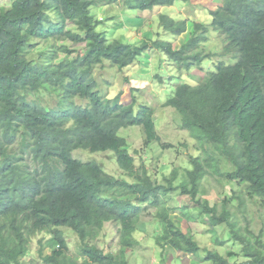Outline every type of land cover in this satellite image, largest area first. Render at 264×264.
Masks as SVG:
<instances>
[{
  "label": "trees",
  "instance_id": "obj_1",
  "mask_svg": "<svg viewBox=\"0 0 264 264\" xmlns=\"http://www.w3.org/2000/svg\"><path fill=\"white\" fill-rule=\"evenodd\" d=\"M176 1L194 0H0V264H130L128 255L139 245L134 234L152 209L158 245L197 255L195 235L173 219L176 207L169 200L175 190L191 197L211 231L227 225L245 258L232 262L239 253L206 249V260L264 264V228L256 231L246 206L252 200L264 211V0H222L209 9L212 23L194 21L192 30L188 19L160 14L164 31L177 38L191 34L178 45L109 40L98 31L101 19L92 15L93 5L144 11ZM210 26L226 37L223 53H233L234 62L219 59L214 71H202L195 85L178 84L163 104L182 114L199 155L191 157V168H174L160 182L146 164L137 167L119 135L136 125L146 144L157 140L154 107L142 103L136 109L135 95L128 104L120 94L109 99L99 90L95 69L104 62L127 67L157 49L181 72L202 70L215 56L203 46ZM78 149L113 151L129 179L107 173L97 160L76 159ZM210 176L242 190L212 205L204 198ZM234 199L238 210L231 206ZM182 209L184 219L195 220L187 206ZM110 222L116 251L98 244ZM66 228L79 239L77 253L70 251ZM44 231L51 235L49 250L28 259L32 239ZM215 242L224 244L218 237Z\"/></svg>",
  "mask_w": 264,
  "mask_h": 264
},
{
  "label": "rangeland",
  "instance_id": "obj_2",
  "mask_svg": "<svg viewBox=\"0 0 264 264\" xmlns=\"http://www.w3.org/2000/svg\"><path fill=\"white\" fill-rule=\"evenodd\" d=\"M221 3L222 0H194V3L176 1L171 6H156L154 9L144 11L127 8L129 12H134L135 14L124 15L123 17L106 14V10L113 7L124 8L119 3L110 6L93 5L92 15L96 19H101L98 31L102 32L109 40H121L125 43L139 44L143 40L161 39L178 45L185 42L191 34L186 33L177 38L171 33L164 31L159 25L160 14H166L171 17L182 16L181 19H174L176 21L188 19L189 29L192 30L194 21H200L207 25L211 24L213 18L209 9L217 8ZM177 4L188 5V10L174 7ZM196 8L206 11L211 19L195 17ZM66 43L72 47L77 46L69 41ZM226 43V37L210 26L208 29V40L203 46L207 52H211L215 56L206 59L202 63L200 67L202 70L194 69L190 72L183 70L181 72L177 65L171 63L167 56L157 49L144 52L134 64L127 67H119L111 65L109 62H104L95 69L96 79L101 84L99 90L102 88V92L106 95L114 97L120 94V99L125 104L131 103L132 96L135 95L137 98L136 109L142 103H148L154 107L157 140L146 144L142 128L136 125L122 128L119 131V135L126 138L128 148L135 157L137 167L146 164L149 172L160 182L174 168L178 167L180 173L187 168H191V157L199 155L195 139L189 130L182 127V114L176 108L164 106L163 104L173 94L172 92L178 84L188 83L195 85L202 80V71L204 73L214 71L215 64L219 59L233 63V53L228 55L223 53ZM79 50L82 51L81 46ZM159 76L162 78L160 79ZM46 98L54 103L53 99L48 96ZM73 155L76 159L84 162L97 160L107 173L129 179L120 170L113 151L92 153L85 149H78L73 152ZM205 187L206 194L204 198H207L212 205L218 203L220 206L225 197L231 199L236 192L242 190L241 186L236 183L218 181L215 176H210L205 181ZM171 196L174 197L169 200V203L172 207H176L172 214L173 219L182 228L190 230L195 235L201 246L200 252L197 255L183 254L170 248L159 246L156 241L157 225L159 223H157L155 211L152 209L143 216L139 223V230L134 234L139 240V245L128 255L130 264H213L205 259L206 249L217 250L224 255L232 250L240 255L234 258L230 257V261L241 262L245 260L241 254V245L231 239L230 229L227 225H219L215 231H211L212 228L208 225L209 221L201 219L202 217L196 210V204L190 196L179 194V190H175ZM246 203L247 210L254 216L253 222H255L256 231H259L264 228V211L252 200H247ZM179 206L183 208L187 206L190 209V213L195 216V220L184 219L183 209ZM231 206H233V209L238 210V200H232ZM250 217L251 215H247L243 218L244 224L247 223V219ZM64 230L71 253H77L79 245L77 235L70 228ZM217 237L224 241L223 245L215 242ZM50 239L51 235L49 232L38 233L32 239V255L28 259H36L39 255L37 253L41 248L47 252ZM116 243L115 226L114 223L110 222L101 233L98 244L107 251H116Z\"/></svg>",
  "mask_w": 264,
  "mask_h": 264
},
{
  "label": "clouds",
  "instance_id": "obj_3",
  "mask_svg": "<svg viewBox=\"0 0 264 264\" xmlns=\"http://www.w3.org/2000/svg\"><path fill=\"white\" fill-rule=\"evenodd\" d=\"M174 7H180L184 10H188V5H180V4H177L175 5ZM106 14H114V15H120L121 17H123L124 15H134L135 13L134 12H129L127 8H116V7H113L111 9H108L106 10ZM49 16H52L53 14L52 13H48ZM194 15L195 17L197 18H206V19H211V17H209L207 15V12L206 11H201L199 8H196L195 9V12H194ZM173 18H176V19H181L182 16H174ZM111 97H109L110 99Z\"/></svg>",
  "mask_w": 264,
  "mask_h": 264
},
{
  "label": "crops",
  "instance_id": "obj_4",
  "mask_svg": "<svg viewBox=\"0 0 264 264\" xmlns=\"http://www.w3.org/2000/svg\"><path fill=\"white\" fill-rule=\"evenodd\" d=\"M192 3H194V1H192Z\"/></svg>",
  "mask_w": 264,
  "mask_h": 264
}]
</instances>
